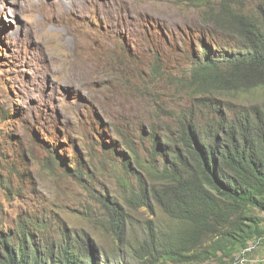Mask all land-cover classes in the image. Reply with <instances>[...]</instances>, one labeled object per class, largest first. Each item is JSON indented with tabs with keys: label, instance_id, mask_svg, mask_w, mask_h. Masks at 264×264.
Returning a JSON list of instances; mask_svg holds the SVG:
<instances>
[{
	"label": "rangeland",
	"instance_id": "rangeland-1",
	"mask_svg": "<svg viewBox=\"0 0 264 264\" xmlns=\"http://www.w3.org/2000/svg\"><path fill=\"white\" fill-rule=\"evenodd\" d=\"M243 2L246 12L257 3ZM203 16L180 0H0V105L8 113L0 117V237L46 216L89 233L104 256L133 262L148 224L159 232L174 226L158 204H126L133 171L147 176L132 156L147 163L152 128L159 138L176 132L166 109L192 103L168 77L183 66L176 45L188 53L191 42L234 34ZM229 99L262 103L264 89ZM114 140L118 154L109 161ZM77 163L83 174H73ZM105 197L126 208L125 243L107 225ZM253 251L230 264H264V248Z\"/></svg>",
	"mask_w": 264,
	"mask_h": 264
},
{
	"label": "trees",
	"instance_id": "trees-1",
	"mask_svg": "<svg viewBox=\"0 0 264 264\" xmlns=\"http://www.w3.org/2000/svg\"><path fill=\"white\" fill-rule=\"evenodd\" d=\"M255 1L246 12L243 0H180L202 8L204 20L215 28L234 34L191 42L188 53L176 45L183 66L168 77L188 91L192 103L175 112L166 109L165 115L176 119V132L159 138L152 128L147 163L132 156L147 176L133 171L136 181L126 204L152 210L158 204L174 226L159 232L148 224L128 262L130 256H104L84 230L35 217L0 237V264H230L264 248V102L229 99L264 89V0ZM154 69L159 76L165 73L158 65ZM2 114L8 113L0 105ZM115 143L107 148L109 161L117 153ZM122 165L129 170L128 158ZM72 166L73 174H83L84 165ZM100 202L116 240L125 243L126 208L110 197Z\"/></svg>",
	"mask_w": 264,
	"mask_h": 264
}]
</instances>
